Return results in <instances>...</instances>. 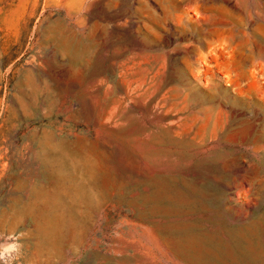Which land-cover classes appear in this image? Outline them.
I'll use <instances>...</instances> for the list:
<instances>
[{"label":"rangeland","instance_id":"rangeland-1","mask_svg":"<svg viewBox=\"0 0 264 264\" xmlns=\"http://www.w3.org/2000/svg\"><path fill=\"white\" fill-rule=\"evenodd\" d=\"M9 236L12 264H264V0H0Z\"/></svg>","mask_w":264,"mask_h":264},{"label":"clouds","instance_id":"clouds-1","mask_svg":"<svg viewBox=\"0 0 264 264\" xmlns=\"http://www.w3.org/2000/svg\"><path fill=\"white\" fill-rule=\"evenodd\" d=\"M11 243L0 244V264H12L15 255H18L21 244L17 242L18 237L9 236Z\"/></svg>","mask_w":264,"mask_h":264},{"label":"crops","instance_id":"crops-1","mask_svg":"<svg viewBox=\"0 0 264 264\" xmlns=\"http://www.w3.org/2000/svg\"><path fill=\"white\" fill-rule=\"evenodd\" d=\"M38 90H41V91H45L46 92V89H42V87L39 86V85H37V83H35V81H32V94L33 95H36V93H37ZM38 99H39L38 97H35L34 98V103L35 102L38 103ZM35 105H37V104H35Z\"/></svg>","mask_w":264,"mask_h":264}]
</instances>
